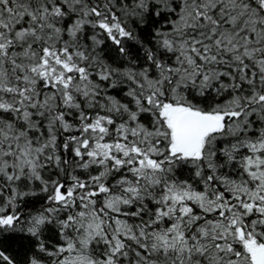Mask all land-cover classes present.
I'll return each instance as SVG.
<instances>
[{
	"label": "snow or ice",
	"instance_id": "6c2138e0",
	"mask_svg": "<svg viewBox=\"0 0 264 264\" xmlns=\"http://www.w3.org/2000/svg\"><path fill=\"white\" fill-rule=\"evenodd\" d=\"M0 264H264V0H0Z\"/></svg>",
	"mask_w": 264,
	"mask_h": 264
}]
</instances>
